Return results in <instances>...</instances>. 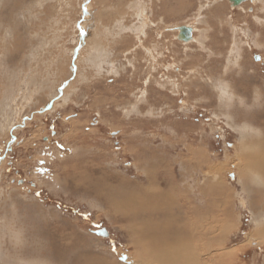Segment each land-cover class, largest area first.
<instances>
[{"label": "rangeland", "instance_id": "rangeland-1", "mask_svg": "<svg viewBox=\"0 0 264 264\" xmlns=\"http://www.w3.org/2000/svg\"><path fill=\"white\" fill-rule=\"evenodd\" d=\"M262 148L264 0H0V264H141L147 187L197 264H264Z\"/></svg>", "mask_w": 264, "mask_h": 264}, {"label": "bare ground", "instance_id": "bare-ground-1", "mask_svg": "<svg viewBox=\"0 0 264 264\" xmlns=\"http://www.w3.org/2000/svg\"><path fill=\"white\" fill-rule=\"evenodd\" d=\"M257 157L260 158L258 159L259 164L254 165L253 170L255 171V173H259L263 175L262 173H264V154L263 155L259 154ZM147 188L144 189L143 191V195H142L143 197L141 196V193L139 192H136V193L131 192L129 195H126L127 194L126 192V193L121 194L122 199L118 203H116L117 204L116 207L118 208V210L123 211V213H125L126 211L130 215L131 213L132 215H135L141 212L142 210V212L146 214V215H137V217L133 216V218H137V220L138 218L140 219L139 222L141 225L138 227H134V225L133 227H131L130 225V228H128L132 237H134V234H137L138 236L140 235L139 237H142L139 242L137 241V245L139 244V246H137L138 248L137 254L139 257V262L141 264H197L198 263L197 261L200 258L198 257L199 256L198 253L196 254L193 253L192 252L193 244L190 245V243H187V241L184 240V237L188 235H192V234L186 233L185 231L186 227H182L183 225L181 224V221H180L179 230H177L178 228L177 229L175 228L176 233H177V235H175V231L173 232V217L174 216L169 211L170 209L168 210L169 211L168 215H161L162 213H166L167 211L164 212V210L161 209L158 200L161 198L167 197L168 193L165 192L164 189L157 190V188H155L154 190L151 191L150 189H147ZM135 194L140 195L141 198L137 199L135 197ZM142 199L144 201H142ZM129 206H131V208H129ZM179 216L178 218H180ZM189 216L190 215H187V214L181 215V217L186 219V221L189 220L192 222L191 223L192 227L197 224L199 227L203 226V224L200 223V222H204L205 220V217L203 218L204 216L203 214L200 213V215H195V218H194V215H191V217ZM209 216H212V215H209ZM188 230H191V229H188ZM198 231H199V228H198ZM203 235L205 234H201V239L199 238L200 237L199 234L196 235L195 237H197V240L192 237L198 242L197 245L201 243L204 244L205 239ZM210 238H211V235L209 236L208 239ZM48 240L47 241L43 240L45 243L44 242L42 243L47 245L45 248L46 250H52L51 239L49 238ZM48 242H50L49 243L50 245L48 244ZM57 246H59V243H57ZM42 248L43 247L41 246V249ZM54 251H56V253L53 252V258L56 256L57 259H59V261L62 262V264L66 262L65 256L61 255L59 257V251H57V249ZM73 264H110V263L104 260L103 258L88 255L83 258H79L76 261L74 260Z\"/></svg>", "mask_w": 264, "mask_h": 264}, {"label": "water", "instance_id": "water-1", "mask_svg": "<svg viewBox=\"0 0 264 264\" xmlns=\"http://www.w3.org/2000/svg\"><path fill=\"white\" fill-rule=\"evenodd\" d=\"M231 2V4L233 6H238L240 4H242L243 2H246L248 0H229ZM251 1H255V0H251ZM171 29L173 30H177L179 33L177 35V38L179 40H182L184 42H189L191 40L194 39V27L191 26V25H179V26H175V27H171ZM257 59L259 58V55L256 57ZM97 234H100V235H104V236H108L109 235V231L104 228L102 230H98L96 231Z\"/></svg>", "mask_w": 264, "mask_h": 264}]
</instances>
